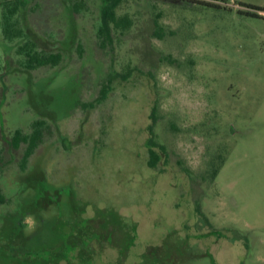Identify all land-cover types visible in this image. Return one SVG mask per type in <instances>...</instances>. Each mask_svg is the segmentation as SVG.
Wrapping results in <instances>:
<instances>
[{
  "label": "rangeland",
  "instance_id": "1",
  "mask_svg": "<svg viewBox=\"0 0 264 264\" xmlns=\"http://www.w3.org/2000/svg\"><path fill=\"white\" fill-rule=\"evenodd\" d=\"M203 1L127 0L104 42L102 0H29L57 67L0 29V264H264V0Z\"/></svg>",
  "mask_w": 264,
  "mask_h": 264
},
{
  "label": "trees",
  "instance_id": "2",
  "mask_svg": "<svg viewBox=\"0 0 264 264\" xmlns=\"http://www.w3.org/2000/svg\"><path fill=\"white\" fill-rule=\"evenodd\" d=\"M102 1L103 6L99 34L102 36L103 41L107 42L108 40H111L110 34L113 30L124 32L129 30L133 23L127 15L119 16L117 13L120 6L127 0ZM189 2L195 4V0H189ZM28 3L29 0H0V29L3 39L11 44L23 41V43L17 47V54L24 57L23 66L27 70H35L43 67H57L62 62V54L48 53L39 50L36 42L28 38L26 30L20 25L18 15L21 8L25 7ZM186 5H188V2ZM78 7L79 5L75 6L76 10ZM123 78L125 80L127 79V76H124ZM103 92H105V90ZM40 125L41 123H37L35 130L30 135H23L19 130L15 132L12 145L16 148H19L21 144L27 145L26 156L24 158L25 162L34 152L41 140L42 131ZM7 201L5 194L0 188V206L6 204ZM14 232L12 230V234H10L15 235ZM8 240L9 242L12 241L13 237L9 236Z\"/></svg>",
  "mask_w": 264,
  "mask_h": 264
},
{
  "label": "water",
  "instance_id": "3",
  "mask_svg": "<svg viewBox=\"0 0 264 264\" xmlns=\"http://www.w3.org/2000/svg\"><path fill=\"white\" fill-rule=\"evenodd\" d=\"M167 3L170 4H176V5H185L187 2L185 0H164ZM194 4L193 2H188V5Z\"/></svg>",
  "mask_w": 264,
  "mask_h": 264
},
{
  "label": "flooded vegetation",
  "instance_id": "4",
  "mask_svg": "<svg viewBox=\"0 0 264 264\" xmlns=\"http://www.w3.org/2000/svg\"><path fill=\"white\" fill-rule=\"evenodd\" d=\"M203 0H195V3H205V4H207V2H202ZM209 5V4H208Z\"/></svg>",
  "mask_w": 264,
  "mask_h": 264
}]
</instances>
